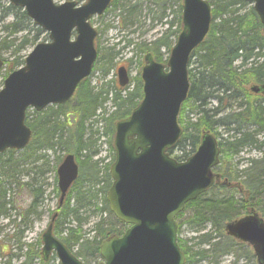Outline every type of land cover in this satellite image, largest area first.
I'll use <instances>...</instances> for the list:
<instances>
[{
	"label": "trees",
	"instance_id": "trees-1",
	"mask_svg": "<svg viewBox=\"0 0 264 264\" xmlns=\"http://www.w3.org/2000/svg\"><path fill=\"white\" fill-rule=\"evenodd\" d=\"M167 2L176 4V27L172 29L170 24L159 38L135 43L134 53L141 56L138 63H141L146 53H150L156 61L164 62L161 49H165L164 53L169 52L172 41L168 40V37L170 35L176 37L181 29V0H152V4L160 11L161 16L164 15ZM4 3V0H0V19L8 13L13 14V19L1 24V30L5 35L1 39L0 49H12V56L3 58V78L23 64L24 55H20L19 52L28 45L33 46L43 33L30 22L21 8ZM116 3L117 0H112L110 6L117 7ZM210 4L211 23L207 35L190 54L187 98L181 104L177 117L182 134L175 147L168 150V153L177 160H183L195 151L200 136L205 131L219 137L221 153H236L237 150L249 145L264 146V96L250 89L252 85L264 82L262 25L253 10L252 0H213ZM135 5L127 4L126 10L122 7V11L133 13L132 8ZM23 31L25 33L20 36L19 42L15 43V36ZM126 43L130 44L131 39H127ZM95 45L98 54L93 70H99L103 76L107 75L113 68L114 59L119 51L115 50L113 45L100 48L98 38ZM135 79L137 83L133 90L125 91V88L115 86L113 91H109L103 84L94 90L95 87L90 85L88 78H84L68 102L49 105L40 112L26 111L25 123L31 129L29 143L22 150L7 149L0 153V217L7 215V204L12 203V200L10 201L6 196L4 183H13L16 187L25 188L31 198L28 207L22 213L21 220L15 224V232L11 236L15 241L16 249L20 253L24 249L21 254H15L22 258L19 264H32L33 259L39 255L42 259L38 264H48V258L44 259L39 249V241L28 243L21 240L23 231L21 224L29 225L25 223V218L39 204L43 189L38 182L40 178L38 172H34L29 180L23 182H20L18 176L23 171L35 170L34 167L26 168L24 165L30 158L35 161L44 156L45 154H41L40 150H51L55 165L60 162L62 156L57 152L58 150L63 151L65 155L71 153L79 167L77 179L61 204L58 200L51 215L52 217L55 214L52 226L56 228L57 221L65 222L69 216H73L76 223L79 222L78 214L81 209L86 208L90 212L100 213L99 219L93 225V235L90 237L84 236L79 224L75 228L68 227L64 232L65 235L61 237H58L59 233L54 229L56 237L70 250L72 246H77L74 254L84 264L97 263L101 259L99 253L101 241L112 235L122 234L127 227L113 216L107 205L105 192L111 182L108 164L100 176L96 162L90 161L97 151L94 147L96 141L94 134L97 129L92 131L90 118L96 115L97 110L101 111L99 119L103 121V133L109 138L112 162L115 123L126 117L142 97L141 81L138 76ZM107 99H110L113 105L110 112L106 111L104 106ZM186 107L188 111L185 114ZM97 121L95 119L92 122ZM175 149L180 153L173 154ZM16 151L18 154H15ZM222 160L221 156L215 171L221 177L239 178L238 172L232 170L230 164L222 166ZM42 166L43 164L40 165ZM263 173L264 158L251 160L243 169L241 175H244L241 180L243 185L238 183L236 187L239 190L236 191V195L222 182L214 184L206 192L186 203L184 209L177 214L176 220L186 215L183 221L187 222L191 231L196 233L191 238H196L197 242L191 244L190 238L184 240L180 238L178 234L181 220L177 221V242L185 255L184 264H221L222 255L233 252L236 245H244L227 235L224 225L250 210L257 211L264 218ZM84 181H88L90 185L81 189ZM99 182H103L104 186L94 190L93 187ZM101 189L102 205L98 207L96 200ZM215 190H217L216 194H214ZM103 212L105 216H102ZM207 223L211 224L210 231L199 234ZM212 230H215L217 236L211 234ZM237 258L238 255L231 264H237ZM255 264H257L256 260Z\"/></svg>",
	"mask_w": 264,
	"mask_h": 264
},
{
	"label": "water",
	"instance_id": "water-1",
	"mask_svg": "<svg viewBox=\"0 0 264 264\" xmlns=\"http://www.w3.org/2000/svg\"><path fill=\"white\" fill-rule=\"evenodd\" d=\"M21 6L27 16L48 33L26 54L24 64L11 71L0 88V153L23 149L31 129L25 123L27 108L42 110L49 104L70 99L76 86L91 72L97 52V30L90 24L111 0H8ZM264 36V0H252ZM182 28L166 66L147 53L141 68V101L115 124L112 179L106 193L113 215L129 227L122 235L101 241L98 264H184L177 243L175 216L184 205L210 188L217 176L213 167L219 159L216 138L205 131L196 150L185 160L171 157V149L182 130L177 122L189 82L187 64L191 51L208 32L211 6L208 0H182ZM75 36L72 37V33ZM3 60L0 57V68ZM166 67V68H165ZM118 83L128 82L124 66L117 68ZM251 91L264 96V82ZM59 203L78 175L73 154H67L56 169ZM49 224L41 235L44 258L54 252L60 264H83L52 234ZM228 235L249 243L258 264H264V219L254 210L225 225Z\"/></svg>",
	"mask_w": 264,
	"mask_h": 264
},
{
	"label": "rangeland",
	"instance_id": "rangeland-1",
	"mask_svg": "<svg viewBox=\"0 0 264 264\" xmlns=\"http://www.w3.org/2000/svg\"><path fill=\"white\" fill-rule=\"evenodd\" d=\"M55 2H63L67 0H54ZM77 4L82 3L83 0H73ZM213 1V0H209ZM7 5V2L4 3ZM127 4H136L134 8H132L133 13H125L126 8L128 7ZM4 5V6H5ZM117 7L110 6L102 15L96 16L94 15L90 20L91 23L98 29V42L99 47H106V46H114L115 50H118V54L114 59V66L111 71L107 75H102L99 70L92 71L88 77V81L91 86L96 87L101 86L102 84L105 85V88H108L109 91H113L114 87L117 86V77H116V67L119 65H125L128 68L129 76L131 81L123 88L125 91L133 90L136 86V79L135 77L138 76V72L140 67L143 63H138L141 56L134 53V44L145 40L149 42L156 38L162 36L166 30V28L172 24L171 28L174 29L176 27L177 18H176V4L167 2L166 9L164 15H160V11L152 4V0H117L116 3ZM122 7L125 8L122 11ZM3 14V13H2ZM13 19V14L8 13L5 14L3 19H0V43L1 39H3L5 32L1 30V24H5L8 21ZM31 22V21H30ZM32 26V25H31ZM25 31L17 33L15 43L19 42L20 36L24 34ZM34 33V32H32ZM32 34H29V36ZM46 35L45 32L41 33L39 40H44V36ZM131 39V43L127 45L126 40ZM168 40L174 43L175 37L170 35ZM31 45H28L23 50L19 52L20 55H25L31 49ZM163 51V58H167V54L169 52L164 53L165 49H161ZM12 54V49H0V55L2 58H9ZM129 60V61H128ZM4 72V66L0 70V87L2 86V76ZM110 97V95H109ZM190 103H188L189 106ZM106 111L110 112L113 109V105L110 102V99H107L104 103ZM33 109L29 108L28 112H32ZM188 111V107L185 109V114ZM100 110H97L96 115L90 118V123L92 126V131L97 129L96 133L94 134L95 138V148L97 149L95 155H92L90 161L96 162V168L99 170L100 176L103 174L104 167L111 162V153L112 150L108 143V136L103 133V121L99 119L100 117ZM192 116V115H190ZM97 119L98 121L93 123L92 121ZM219 139V137H217ZM259 138V137H258ZM260 139V138H259ZM60 152L61 159L64 157L63 151L58 150ZM41 154H45L41 158L34 161L33 158H30L25 161L24 167L32 168L34 167L35 170L29 169L28 171H23L19 174L20 182L29 180V177L34 174V172L39 173L38 182L42 186L43 194L40 199L39 204L33 208V210L27 214V218H25V223L27 222L29 225L24 226L21 224L23 228L22 231V241L28 243H35L36 241L40 242L39 249L41 250L42 240L41 235L47 227V224L51 219V215L54 212L58 198V187H57V175H56V168L58 166L57 163L55 165L54 155L51 150H40ZM179 150L175 149L173 154H179ZM15 154H18L16 151ZM16 156V155H15ZM222 156V166H227L230 164L232 166V170L238 172L237 176L239 178L236 179H228L226 176H220L219 182H224L228 190L230 189L232 192L236 191L238 183L241 185V180L244 178L243 169L250 164L251 160H260L264 158V146L257 144L256 145H249L242 147L241 149L237 150L236 153H221L220 157ZM43 164L42 167L40 165ZM91 165V164H90ZM221 173V171H219ZM223 172V171H222ZM41 173V174H40ZM264 174V173H263ZM84 177V176H83ZM82 177V178H83ZM264 178V175L262 176ZM103 182L97 183L93 189H99L101 186H104ZM6 188V196L9 200H12V203L7 204V215L0 217V264H19L22 261L20 256H16V253H20L19 250L16 249L15 241H13L12 234L15 232V224L21 220L22 213L28 207L29 202L31 200L28 191L24 188L16 187L13 183L8 184L4 183ZM88 181H84L82 183V188H87L89 186ZM240 185L238 188H240ZM243 185V184H242ZM241 185V186H242ZM244 189V188H242ZM217 190H215L214 194H216ZM75 193V192H74ZM102 189L97 194L96 206L102 205ZM58 194V195H57ZM106 194V192H105ZM74 194L72 193V196ZM262 201V200H261ZM264 204V201H262ZM93 207V206H92ZM99 212H90L89 210L81 209L78 216V221L73 216H69L65 222H58L56 223V228L52 226V232L55 236H57L56 232L59 233L58 237L64 236L65 231L68 227H74L79 224L82 232L85 237H90L93 235V225L99 219ZM102 216H105V212L102 213ZM186 215L178 219L179 222L181 220V226L179 230V236L182 240L189 239L190 243L194 244L197 242V239H192V235L196 234L191 231V228L187 222H184L183 219ZM54 223V222H53ZM52 223V224H53ZM58 228V229H57ZM211 228V224L207 223L205 229L201 231L199 234L203 233L204 231L209 232ZM212 235L217 236L215 234V230H212ZM77 250V246H72V251L75 252ZM24 252L22 249L21 253ZM20 253V254H21ZM247 254V256L245 255ZM236 255L237 264H255V257L253 255L252 249L250 245L245 244L241 246H235V249L231 253L224 254L220 257L221 264H231V262L235 259ZM41 256L35 257L33 259L32 264H38L41 260ZM48 264H59V261L54 253H51L48 256ZM97 264V263H92Z\"/></svg>",
	"mask_w": 264,
	"mask_h": 264
}]
</instances>
